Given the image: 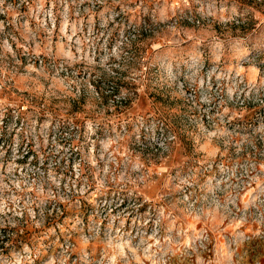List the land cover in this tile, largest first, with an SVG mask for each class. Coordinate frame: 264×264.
<instances>
[{"label": "rangeland", "instance_id": "rangeland-1", "mask_svg": "<svg viewBox=\"0 0 264 264\" xmlns=\"http://www.w3.org/2000/svg\"><path fill=\"white\" fill-rule=\"evenodd\" d=\"M0 264H264V0H0Z\"/></svg>", "mask_w": 264, "mask_h": 264}]
</instances>
